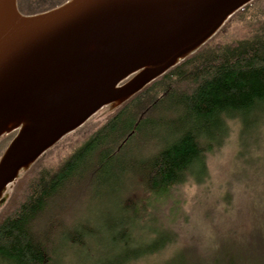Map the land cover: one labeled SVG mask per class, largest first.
Here are the masks:
<instances>
[{
	"label": "trees",
	"instance_id": "1",
	"mask_svg": "<svg viewBox=\"0 0 264 264\" xmlns=\"http://www.w3.org/2000/svg\"><path fill=\"white\" fill-rule=\"evenodd\" d=\"M65 1L17 0V8L33 15ZM263 1L236 11L58 163L43 158L57 142L16 179L0 211V264H59L64 252L85 264H128L164 250L174 235L167 229L144 245L131 244L136 231L149 232L144 224L151 199L167 198L188 180L203 181L206 159L222 146L232 121L239 124V165L249 158L250 168L258 169L260 151L249 152L264 144ZM234 21L246 35L217 41ZM15 134L2 138L0 156ZM246 190L245 228L213 229L161 264H264V187ZM103 197L110 207L89 218V207ZM91 241L98 247H89Z\"/></svg>",
	"mask_w": 264,
	"mask_h": 264
},
{
	"label": "water",
	"instance_id": "2",
	"mask_svg": "<svg viewBox=\"0 0 264 264\" xmlns=\"http://www.w3.org/2000/svg\"><path fill=\"white\" fill-rule=\"evenodd\" d=\"M253 0H67L22 15L0 0V206L22 173L212 38ZM6 194V195H5Z\"/></svg>",
	"mask_w": 264,
	"mask_h": 264
},
{
	"label": "rangeland",
	"instance_id": "3",
	"mask_svg": "<svg viewBox=\"0 0 264 264\" xmlns=\"http://www.w3.org/2000/svg\"><path fill=\"white\" fill-rule=\"evenodd\" d=\"M261 8L264 10V1ZM245 35L246 29L242 28L241 23L234 21L225 29L217 41L228 42ZM117 107L106 106L100 109L80 126V129L77 128L64 136L56 147L50 152H46L47 154L43 158H46L50 163H58ZM238 127L239 124L232 121L231 132L222 146L208 155L206 159L208 176L203 181L188 180L179 188L173 189L167 198L163 199V196H160L151 199L150 210L147 211L148 214L146 215L148 222L144 224L149 232L146 234L145 229L141 232L136 231L131 244L135 246L144 245L163 229L174 233L170 236L173 241L164 250L128 262V264H161L172 257L176 253V249L182 244L187 245L190 244V240L195 239L197 241L206 237L213 229L222 232L229 227L242 229L247 226L248 189L245 191V187L246 185L251 186L252 189L264 187V144H260L258 149L250 148L249 152L250 155H255L257 151H260V158L257 161L258 169L253 171L250 168L249 158L244 160L242 165H239L240 158L243 159V156L237 157ZM11 133L0 137V153L5 146L4 141H1L2 138ZM250 155V158H255L254 155ZM246 179H248L247 182ZM11 188L12 185L6 191L8 197L12 192ZM258 197L257 195L255 198L258 199ZM106 202H108L106 197H103L99 198L95 205L91 204L87 211L89 218L95 219L96 216L101 215L104 208L110 207ZM3 206L4 204L0 206V211ZM154 216L156 217L154 218ZM96 246L98 247L96 241L89 243V247ZM63 255L64 258L59 260V264H85L81 257H75L73 253L64 252Z\"/></svg>",
	"mask_w": 264,
	"mask_h": 264
},
{
	"label": "flooded vegetation",
	"instance_id": "4",
	"mask_svg": "<svg viewBox=\"0 0 264 264\" xmlns=\"http://www.w3.org/2000/svg\"><path fill=\"white\" fill-rule=\"evenodd\" d=\"M7 134V133H6ZM1 137V136H0Z\"/></svg>",
	"mask_w": 264,
	"mask_h": 264
}]
</instances>
